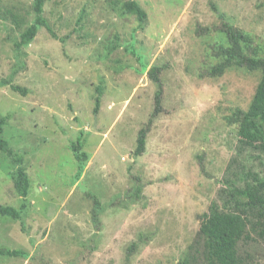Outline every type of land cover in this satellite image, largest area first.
Here are the masks:
<instances>
[{"label":"rangeland","instance_id":"1","mask_svg":"<svg viewBox=\"0 0 264 264\" xmlns=\"http://www.w3.org/2000/svg\"><path fill=\"white\" fill-rule=\"evenodd\" d=\"M57 1L45 16L60 39L41 28L20 53L3 39L6 30L0 35V80L15 73L27 90L0 88L4 137L31 177L22 220L0 214V247L30 256L0 255V264H177L231 155L235 134L224 114L247 108L260 78L246 68L207 76L214 48L206 41H222L218 30L228 22L264 46V0H137L148 13L143 27L110 0ZM106 38L119 49L105 50ZM155 64L164 66L160 112ZM152 117L146 151L136 157L138 133ZM80 130L92 156L74 184ZM16 168L0 153V204L18 208ZM136 185L143 190L131 197Z\"/></svg>","mask_w":264,"mask_h":264},{"label":"trees","instance_id":"2","mask_svg":"<svg viewBox=\"0 0 264 264\" xmlns=\"http://www.w3.org/2000/svg\"><path fill=\"white\" fill-rule=\"evenodd\" d=\"M8 1L9 3L0 0V35L7 31L3 39L13 41L16 52L21 53L28 47L44 27L54 38L60 39L45 16L47 6L58 5L57 0ZM110 3L113 11L121 4V15L135 16L143 27L148 13L137 0H110ZM218 33L223 35L222 41H206L208 52L211 51L210 46L214 48V52L212 50L210 53L209 63L212 66L207 76L219 77L228 71L246 68L250 72L257 71L260 78L248 107L230 108L224 114V119L232 126L235 134L231 155L222 177L217 181L215 196L200 215L197 233L177 264H263L260 257L264 256V46L250 33L228 22L224 23ZM116 38L119 39V35ZM106 40L103 42L105 50L111 53L113 49H119L117 41ZM142 65L147 70V63L143 62ZM163 69L164 66L155 64L149 71L152 79L159 84L156 112L163 108L164 89L160 78ZM14 78L15 73L1 79L0 88L11 86L13 90L26 94L24 87L13 82ZM97 92L94 97L96 115L102 105V84L97 86ZM153 117L150 124L142 127L138 133L133 151L136 157L142 156L146 151ZM7 121L8 116H0V153L6 154L17 166L10 174L24 202L18 208L0 204V214L22 220L23 213L31 204V177L27 167L21 165L24 156H18L4 137ZM86 136V131L80 130L79 137L72 143L78 165L74 184L82 179L92 156L85 149L89 142ZM142 190L141 186L136 185L131 197L139 196ZM98 201L99 199L95 200L96 208ZM96 212L95 218L98 219L99 212ZM138 246V243H134L131 248L136 249ZM0 255L24 258L30 256L26 250L9 247H0Z\"/></svg>","mask_w":264,"mask_h":264},{"label":"water","instance_id":"3","mask_svg":"<svg viewBox=\"0 0 264 264\" xmlns=\"http://www.w3.org/2000/svg\"><path fill=\"white\" fill-rule=\"evenodd\" d=\"M97 116V115H96ZM95 128H96V123H95V126L93 127V129L92 130H95Z\"/></svg>","mask_w":264,"mask_h":264}]
</instances>
